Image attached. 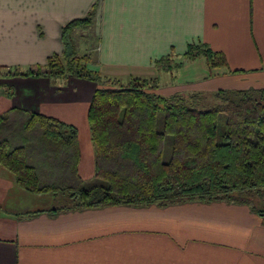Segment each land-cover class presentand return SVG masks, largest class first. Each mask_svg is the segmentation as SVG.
<instances>
[{
    "label": "crops",
    "instance_id": "0c3cea01",
    "mask_svg": "<svg viewBox=\"0 0 264 264\" xmlns=\"http://www.w3.org/2000/svg\"><path fill=\"white\" fill-rule=\"evenodd\" d=\"M89 14L90 25L75 35L104 76L157 78L162 95L182 94L160 84L172 75L156 62L170 56L185 62L173 70L172 86L264 89V0H0V93L10 96L0 95V114L22 108L88 124L92 83L4 70L35 69L63 55V28ZM85 29L96 41L90 49ZM199 43L225 55L227 68L215 70L221 74L210 75L204 58L185 61L188 46ZM80 149L79 172L89 180L94 150L85 157ZM0 264H264V197L79 209L61 196L27 192L0 167Z\"/></svg>",
    "mask_w": 264,
    "mask_h": 264
},
{
    "label": "trees",
    "instance_id": "16d2710c",
    "mask_svg": "<svg viewBox=\"0 0 264 264\" xmlns=\"http://www.w3.org/2000/svg\"><path fill=\"white\" fill-rule=\"evenodd\" d=\"M91 21L89 14L65 25L63 55L35 69L13 68L10 74L97 83L88 110L94 175L85 180L79 172L76 126L12 108L0 114V167L17 185L36 195L64 197L79 209L194 201L247 204L263 198L264 89L219 90L214 93L217 105L197 109L181 95L159 94L157 78L124 82L104 76L92 68L90 56L76 53L75 31ZM184 58H204L210 75L228 66L222 52L202 43L189 45ZM172 62L164 57L156 67L173 72L185 63Z\"/></svg>",
    "mask_w": 264,
    "mask_h": 264
},
{
    "label": "rangeland",
    "instance_id": "374dc122",
    "mask_svg": "<svg viewBox=\"0 0 264 264\" xmlns=\"http://www.w3.org/2000/svg\"><path fill=\"white\" fill-rule=\"evenodd\" d=\"M88 31L86 29L83 30V32H85V34H84L85 36L84 37L88 41V49H90L89 44L90 45L94 44L96 41H94L93 35L90 32H88ZM77 45H79L78 49H76L77 55H80V56L88 55V56L91 57V60L94 61V54H92V55L89 54V51L86 54L82 53L83 50H85V48L81 47V42L78 39H77ZM196 65H197V68H198L199 65L198 64H196ZM191 67H194V65L191 66ZM11 71L12 70L9 69V68H6L4 70L6 75L10 74ZM194 71H198V69L194 70ZM170 73L172 75V80H170V77H167V78H162L161 81H160L161 86H166V88L164 89L166 93L167 92H174V91H177V90L181 91L182 94H178V95H181L182 96L181 98L183 100H185L188 104L194 106L197 109H209V108L214 107L215 105H217L219 103V102H217V100L214 97V93H215L214 91L203 92L202 94H200L201 98L193 99L192 96H194L195 90L192 89V88H194L195 85L193 86L192 84H189L190 82H185V83H180L181 85H179L178 87L172 86V85H175V83H176L174 81L176 79V77H175V79H173L174 76L175 75H179V73H177V72H174V73L170 72ZM193 73L194 72L192 71L190 73L189 77H184V78H186V79L192 78V74ZM10 79H12V78L11 77L10 78H4L3 80L4 81H9ZM61 80H64V79H61ZM57 81L59 82L60 80H57ZM85 81H88L89 83H92V85H93L92 97H93V94H94V92H95V90L97 88V83L94 82V81H91V80H85ZM169 86L173 87V88H169L167 90V88ZM1 90L2 89H0V92H1ZM158 93H159V91H158ZM159 94H161V93H159ZM0 95L4 96L5 98H9L10 97L8 94H1L0 93ZM92 97L90 99V103H91ZM86 123H87V121L86 122L84 121V125H83V123H79V127H77L80 144H81V147L83 149L82 153H83V155L85 157H87V152H86L87 149L88 150L90 149L91 151L93 150L92 149V143H91V137H90V133H89L88 124H86ZM84 161L86 162L87 160H84ZM93 174H94V171H93ZM85 180H88V179H85Z\"/></svg>",
    "mask_w": 264,
    "mask_h": 264
}]
</instances>
